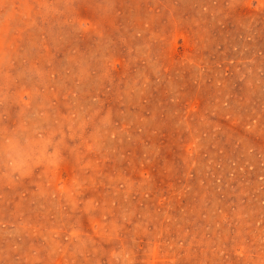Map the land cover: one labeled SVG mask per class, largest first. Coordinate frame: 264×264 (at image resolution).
<instances>
[{"label": "rangeland", "instance_id": "1", "mask_svg": "<svg viewBox=\"0 0 264 264\" xmlns=\"http://www.w3.org/2000/svg\"><path fill=\"white\" fill-rule=\"evenodd\" d=\"M0 264H264V0H0Z\"/></svg>", "mask_w": 264, "mask_h": 264}]
</instances>
